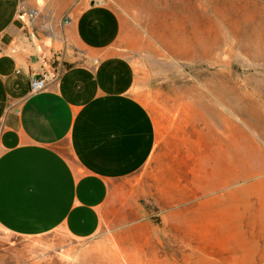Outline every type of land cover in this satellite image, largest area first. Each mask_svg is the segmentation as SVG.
<instances>
[{"label":"rangeland","instance_id":"obj_1","mask_svg":"<svg viewBox=\"0 0 264 264\" xmlns=\"http://www.w3.org/2000/svg\"><path fill=\"white\" fill-rule=\"evenodd\" d=\"M158 130L122 183L126 223L89 240L0 232V264H264V0H102Z\"/></svg>","mask_w":264,"mask_h":264},{"label":"crops","instance_id":"obj_2","mask_svg":"<svg viewBox=\"0 0 264 264\" xmlns=\"http://www.w3.org/2000/svg\"><path fill=\"white\" fill-rule=\"evenodd\" d=\"M102 0H0V232L78 240L126 223L122 183L150 163L158 130ZM56 79L31 93V77Z\"/></svg>","mask_w":264,"mask_h":264},{"label":"built area","instance_id":"obj_3","mask_svg":"<svg viewBox=\"0 0 264 264\" xmlns=\"http://www.w3.org/2000/svg\"><path fill=\"white\" fill-rule=\"evenodd\" d=\"M58 75V71H55L54 74L49 73L46 69L38 74H34L31 77V93L37 94L46 90L52 82V80L56 79Z\"/></svg>","mask_w":264,"mask_h":264}]
</instances>
